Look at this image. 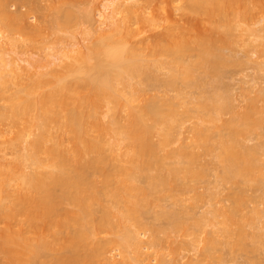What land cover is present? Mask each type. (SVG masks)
<instances>
[{
    "label": "bare ground",
    "instance_id": "1",
    "mask_svg": "<svg viewBox=\"0 0 264 264\" xmlns=\"http://www.w3.org/2000/svg\"><path fill=\"white\" fill-rule=\"evenodd\" d=\"M14 1L0 0V25L8 34L28 35L29 41L36 42L47 28L63 40L60 32L75 36L80 26L92 22L82 8L85 0H48L44 7L38 0H18L30 11L41 10L44 19L37 25L29 24L30 12L10 11ZM106 4L109 27L95 33L85 53L64 52L60 69L22 71L17 58L0 56V100L5 102L0 105V264H32L42 256L47 257L42 264H92L101 257L111 264L106 253L113 245L120 249L121 264H142L128 255L143 253L139 231L147 226L139 220L141 208L154 202L151 194L161 186L203 177L209 165L203 166L197 147L223 164L220 179L236 185L263 181L255 150L238 139L255 122L256 101L238 110L220 94L207 96V103L199 100L204 122L191 128L193 144L178 151L167 150L181 120L174 102L164 98L150 100L145 107L135 104L142 93L137 78L152 68H170L165 81L170 87L175 79L189 82L200 68L208 75L220 74L235 60L236 54L233 57L229 51L239 47L236 30L264 37V27L249 24L264 14V0H107ZM259 22L264 23V17ZM194 52L198 60L192 59ZM110 103L117 111L129 110L127 126L117 120L114 125L105 123L103 109ZM230 112L234 116L225 120L223 115ZM104 135H111L116 145L126 140V149L119 153L113 148L111 156L106 155ZM155 136L159 143L153 141ZM8 150L16 153L11 160ZM170 158L179 159V164L169 165ZM92 170L103 175V189L115 207L103 203L102 189L90 179ZM244 204L240 191L235 208L215 209L211 217L198 218L197 225L206 220L217 224L222 218L224 234L240 240L228 244H242L249 236L246 227L262 215L255 209L238 217ZM95 205L102 212L99 219ZM104 230L115 237L98 242L95 236ZM263 230L252 235L255 243L264 237ZM212 236L210 244L215 243Z\"/></svg>",
    "mask_w": 264,
    "mask_h": 264
},
{
    "label": "rangeland",
    "instance_id": "2",
    "mask_svg": "<svg viewBox=\"0 0 264 264\" xmlns=\"http://www.w3.org/2000/svg\"><path fill=\"white\" fill-rule=\"evenodd\" d=\"M17 1L15 0L13 4L10 3V11L30 12L28 14L29 24H41L44 19L41 10L39 12L38 10L30 11L27 5L24 7L20 1L15 3ZM106 3L107 0H85L82 8L90 13L91 24L85 23L80 26L79 32L75 36L60 32L63 34V40L57 38L54 30L47 28L42 35L36 36L37 39L34 37L36 40L34 43L27 40L29 39L28 35L27 38L19 33H9V35L7 31L4 32L5 30L0 25L2 28L0 30V56L5 55V58L8 59L17 58L19 66L24 69L22 71L27 69L31 72L34 71L33 73H39L50 72L53 68L60 69L64 63L62 60L64 52L73 53L70 50L74 49L80 53H85L91 45L95 33L104 31L109 27V20L106 16L109 12L108 8L106 9ZM38 4L44 7L48 4V0H38ZM262 17L264 14L259 13L257 18L251 19L249 24L255 28H263L264 23L259 22ZM242 31L239 29L234 32L239 47L236 46L234 52L229 51L230 54H236L235 60L222 68L220 74L208 75L200 68L195 70L193 79L189 82L175 79V85L170 87L165 84L171 74L170 68L167 66L161 69L152 68L137 78L136 85L142 93L135 105L145 107L150 100L164 98L174 102L181 120L173 131L176 139L168 146L167 150L178 151L185 145L193 144L194 136L191 133V128L204 122L202 117L205 115V110L198 103L199 100L203 99L207 103L209 101L206 99L207 96L220 94L228 97L238 110L247 109L252 100L256 101L259 110L253 114V121L259 120L260 122H254L249 131L238 136V139L244 146L255 150L257 171L263 181L259 185H236L222 180L219 175L223 174V164L217 161L213 155L206 153L204 148H194L195 152L201 155L203 166L208 164L209 169L200 179H187L180 185L171 183L165 188L161 186L151 194L154 202L151 205L143 206L139 213V220L144 226H147L146 229L139 231L141 239H143V253L141 256H137L133 251L128 253L135 261L138 259L137 261L143 262L142 264H159L160 259L172 264H264V237L257 243L252 238L254 233L264 229V94L261 93V90H264V47H261L264 46L261 44L264 41L261 39L264 37H248V34L245 33V35ZM261 33L264 35V30ZM9 36L15 44L11 40L8 42ZM192 59H199L196 52L193 53ZM50 61L55 64L48 65ZM26 76L23 75V78ZM124 91L126 92V89ZM4 103L3 100H0V105ZM103 116L107 124L114 125L115 120H117L119 125L127 126L129 110L125 108L117 111L115 104L110 103L104 107ZM233 116L234 113L232 112L223 115L225 120L231 119ZM206 125L211 126L212 123L207 122ZM4 139L6 141V138ZM103 139L105 153L108 156H111L113 148L119 153L126 149V140H121L116 145L111 135H104ZM153 141L159 143L160 137H153ZM8 151L6 157L11 160L16 153L11 150ZM167 163L174 166L179 164V159L170 158ZM74 164L77 163L74 162ZM89 176L97 187L102 189L103 203L115 207L116 203L107 193L108 190L103 189V175L92 170ZM141 183L146 184L144 181ZM240 191L243 192L245 204L238 217L251 215L255 209L262 212L254 224L246 227L249 236L242 240V244H228V242L239 243L240 240L234 234L229 236L224 234L226 224L222 218H220V222H216L217 224H211L206 220L201 227L197 225L198 218L205 215H207L205 217H211L215 209L231 210L235 208ZM212 194L214 197H211ZM95 210V218L99 219L102 215L100 206L95 205ZM164 213L173 215L177 221H171ZM203 217L202 219H204ZM134 225L132 221L129 223L130 227L134 228ZM114 235V233L104 230L95 236V239L98 242L110 241L115 237ZM211 235L215 237L214 244L208 242ZM255 245L258 248H254ZM53 254L55 253H52V257H54ZM0 257H2L1 254ZM45 257L42 256L32 264H42L47 259ZM106 257L110 258L111 264H121L123 261L120 249L115 245L111 246ZM92 264H106V260L102 257L95 258Z\"/></svg>",
    "mask_w": 264,
    "mask_h": 264
}]
</instances>
